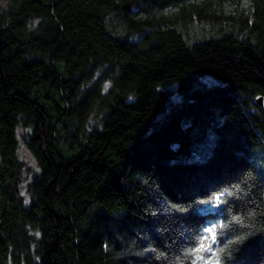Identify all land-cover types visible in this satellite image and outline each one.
<instances>
[{"label": "trees", "instance_id": "1", "mask_svg": "<svg viewBox=\"0 0 264 264\" xmlns=\"http://www.w3.org/2000/svg\"><path fill=\"white\" fill-rule=\"evenodd\" d=\"M1 1L0 264H264V0Z\"/></svg>", "mask_w": 264, "mask_h": 264}, {"label": "rangeland", "instance_id": "2", "mask_svg": "<svg viewBox=\"0 0 264 264\" xmlns=\"http://www.w3.org/2000/svg\"><path fill=\"white\" fill-rule=\"evenodd\" d=\"M0 5H4V3L1 1L0 2ZM177 13V12H176ZM172 93H173V96L175 98H177L176 94H175V87H172ZM23 148L21 149V153L23 154L24 153V156L26 157V159H29L28 160V163L31 165V166H34V163L31 161V157H29V155L27 154V152H23ZM252 161H253V169L255 170L256 172V175L260 178L263 179L264 181V146H261V147H258L256 149V156H253L252 157Z\"/></svg>", "mask_w": 264, "mask_h": 264}, {"label": "snow or ice", "instance_id": "3", "mask_svg": "<svg viewBox=\"0 0 264 264\" xmlns=\"http://www.w3.org/2000/svg\"><path fill=\"white\" fill-rule=\"evenodd\" d=\"M217 199H219V197H217ZM215 231V228H210V229H205V232H209V233H213ZM212 242H215V236L212 237ZM205 245H204V241L201 240L200 242V248H197L196 251L199 252L200 250L204 249ZM207 250H210V248H208ZM199 258V257H198Z\"/></svg>", "mask_w": 264, "mask_h": 264}, {"label": "water", "instance_id": "4", "mask_svg": "<svg viewBox=\"0 0 264 264\" xmlns=\"http://www.w3.org/2000/svg\"><path fill=\"white\" fill-rule=\"evenodd\" d=\"M257 103L260 105L262 103L261 98H257Z\"/></svg>", "mask_w": 264, "mask_h": 264}]
</instances>
